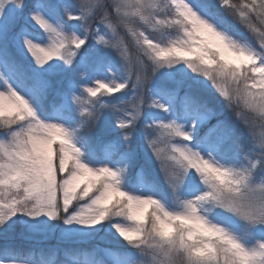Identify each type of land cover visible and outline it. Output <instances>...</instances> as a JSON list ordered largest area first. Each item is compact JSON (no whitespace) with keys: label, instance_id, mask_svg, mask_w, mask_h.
Returning a JSON list of instances; mask_svg holds the SVG:
<instances>
[{"label":"snow or ice","instance_id":"obj_1","mask_svg":"<svg viewBox=\"0 0 264 264\" xmlns=\"http://www.w3.org/2000/svg\"><path fill=\"white\" fill-rule=\"evenodd\" d=\"M214 101L252 118L201 133ZM57 234L112 237L111 264H264V0H0V264Z\"/></svg>","mask_w":264,"mask_h":264},{"label":"rangeland","instance_id":"obj_2","mask_svg":"<svg viewBox=\"0 0 264 264\" xmlns=\"http://www.w3.org/2000/svg\"><path fill=\"white\" fill-rule=\"evenodd\" d=\"M37 35V39L40 38L39 33L36 34ZM123 35V33H122ZM125 44H126V48H127V57H128V61L127 64L124 65L123 59L121 58L120 62L117 63L116 65V72L117 75H121V74H125V73H130L131 77L133 80H135L136 75L141 71L140 69V65H139V54L135 48V45L133 44L131 37L130 36H126L125 37ZM132 51H135L134 54L132 53ZM136 53V55H135ZM119 56V54H117ZM121 93H115L113 95L119 96ZM220 105L219 103H216L215 101L211 104V106L218 108L217 106ZM234 111L239 113L240 115L244 116L245 118H252V114L249 113L247 110L243 109L240 105H236L234 104ZM227 119H229L230 121H234V117L231 115H227L226 116ZM208 124L205 125L204 128H201L200 131L203 132L206 131V126ZM156 165L153 164L151 166V171L153 172L154 175L157 176V178H159V174L156 173ZM86 201H81L80 203H84ZM76 204V202H74V205ZM115 219H119L121 220L123 223L127 224L130 223L126 220H123V218L120 217H116ZM16 239H21L19 236L16 237ZM26 242L29 244H37V245H42V246H71L73 248L67 249L66 251L68 252L67 254L65 253L66 259L67 261H70L69 264H72V259H71V255L72 253H81V254H85L82 253V246L86 244H89L91 246V252L92 254L96 249L100 248V245L102 244L103 248L102 251L104 253V255L106 257H108V259H111L109 255L106 254V252L104 251L105 249L110 250L112 252H115L117 250H122V245H119L116 243L115 240L112 239V237H107L106 239H100L99 237L90 240V241H85V242H69V241H62L59 239L58 234L56 236H50L48 238H43V237H34L32 239H26ZM97 245V247H96ZM90 246H87L88 249L90 248ZM74 249V250H73ZM87 255H89L88 253H86ZM70 255V256H69ZM55 259V257H54ZM37 264V263H34ZM104 264V263H103Z\"/></svg>","mask_w":264,"mask_h":264},{"label":"trees","instance_id":"obj_3","mask_svg":"<svg viewBox=\"0 0 264 264\" xmlns=\"http://www.w3.org/2000/svg\"><path fill=\"white\" fill-rule=\"evenodd\" d=\"M241 30L243 31L244 29H241ZM248 35H249V38L251 39L252 38L251 34H248ZM134 52L135 51H132L133 54H134ZM135 55H136V53H135ZM217 107H218L217 108L218 111L223 110V115H219L217 117H214L211 121H209L208 125L206 126V129H207V127L211 126L212 124H215L217 119L228 120L230 123L236 125L238 128L240 127V125L236 124L235 119H233L234 121H230L229 119L226 118L227 115L233 116L234 106L232 107L231 110L222 109L221 105H218ZM201 133H203V130ZM24 241L25 240H23V239H15L11 243H13L15 246H17L21 250V252L25 255L26 258L33 259L34 263H39L42 254L47 255L50 252H54L55 253L54 257H56V259H57L56 264H63L64 262L67 261L65 253H68V252L66 250L73 248L71 246H67V247L62 246V247H60L59 251H56L52 247L27 245V244L23 243ZM86 245L90 246L89 244H86ZM87 246H85V245L82 246V250H81L82 253H85V254L88 253L89 255L94 256L95 259H97L99 261H103V263H105V264H111V262H109L106 259V257L104 256L103 251L101 249V245H100V248L96 249L93 252L95 254L89 253V252H91V246L89 249ZM96 247H97V245H96ZM29 253H33L34 255H31L29 257ZM64 264H67V263H64Z\"/></svg>","mask_w":264,"mask_h":264}]
</instances>
